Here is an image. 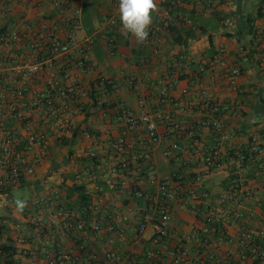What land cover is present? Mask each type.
<instances>
[{
    "label": "crops",
    "instance_id": "obj_1",
    "mask_svg": "<svg viewBox=\"0 0 264 264\" xmlns=\"http://www.w3.org/2000/svg\"><path fill=\"white\" fill-rule=\"evenodd\" d=\"M1 3L4 13L0 11V31L20 29L23 19L33 24L45 17L55 18L60 35L66 34L68 26L49 0H1ZM118 4L119 0H75L84 28L80 38L94 39L93 46L84 55L88 68L74 67L75 53L52 60L53 66L67 70L76 80L77 92H88L81 100V109L38 108L27 111L22 121H6L0 117V125L18 135L24 137L31 131L42 134L47 151L32 175L0 191V201L8 202L0 208V245L5 253L2 264H37L41 249L55 247L81 257L93 251L101 264H106L110 248L119 253V264H169L160 256L146 257L147 250L154 246L149 230L137 233V222L146 201L137 197L131 187L136 178L146 180L151 175L169 178L184 194L193 175L204 174V188L209 198L191 197L195 210L183 205L180 198L171 202V234L155 246L159 250L180 242L193 249L190 234L204 227L201 216L209 207L234 209L237 206L235 200L239 194L231 189L230 165L223 161L219 167L206 168L201 162H193L191 157L201 156L217 143L225 157L248 152V138L252 134L264 144V0H213L209 12L203 5L187 0L174 14L177 21L181 17L191 19L192 26L175 21L172 32L169 27L154 29L149 32V45H138L130 34L126 36L119 27L108 25V18H119ZM219 50L224 64L214 60ZM0 51L3 55L0 72L12 80V68L29 59L28 41L1 46ZM200 64L205 65L203 70L199 69ZM232 67L239 69L234 85L228 77ZM48 71L45 67L44 72ZM98 75L117 83L118 90L103 91L97 87ZM21 79L16 76L12 81L20 84ZM131 82L138 84L137 92L130 87ZM61 83L65 86L68 80L61 77ZM23 85L40 86L34 80H27ZM202 92L214 102L227 106L218 118L231 137L220 140L213 129L206 125L199 127L201 118L209 116L198 104ZM139 98L145 100L151 112L161 111L172 118L157 124L158 141L147 137L143 124L129 127L120 112V106L124 105L138 114ZM55 100L59 106L60 97ZM253 118L257 120L254 124ZM174 123L184 129L177 131ZM55 127L59 128L58 134L54 133ZM87 133L95 140L86 137ZM118 137L127 143L124 153L127 166L126 170L111 172L109 166L114 159L111 144ZM173 143L179 145L180 151L172 150ZM89 150L96 152L94 159L88 156ZM166 150L168 155L163 154ZM243 179L244 187L252 190V196L239 208L240 217L228 224L215 225L209 234L207 253L214 254L218 264H238L236 252L242 234L249 231L256 234L264 226V174L259 176L256 164H250ZM23 186L29 188L30 195L13 196L14 189ZM141 189L153 191L154 188L143 184ZM53 194L66 209L76 213L85 209L91 220L98 221L101 228L97 235L87 228L85 236H68L49 224L48 218L55 208L48 199ZM37 197H43L44 201L34 203ZM16 198L27 201L22 214L15 212ZM93 206H97L96 210ZM129 208L136 211L130 216L129 227L120 219L109 218V215L127 213ZM37 217L42 220L39 225L31 222ZM109 224L116 230L119 226L125 227L124 243H107V238L116 236L115 231H107ZM257 238L264 247V237L257 234ZM245 264L255 263L248 259Z\"/></svg>",
    "mask_w": 264,
    "mask_h": 264
},
{
    "label": "built area",
    "instance_id": "obj_2",
    "mask_svg": "<svg viewBox=\"0 0 264 264\" xmlns=\"http://www.w3.org/2000/svg\"><path fill=\"white\" fill-rule=\"evenodd\" d=\"M52 6L56 9L57 15L61 16L65 24L68 26L66 34L60 35L59 23L55 18L42 17L36 23H31L23 19L19 28L0 31V47H11L21 40L28 41L29 59L22 64L12 68V80L16 76H20L21 83L15 84L10 77H4L0 72V117L6 121H22L27 111L35 109L44 110H71L73 108L81 109V100L88 96L86 90H78L77 82L74 80L67 70L53 66L52 60L57 57L67 56L75 53L74 67L84 70L88 68V63L84 58L94 44V39L91 37L80 38V34L84 33V28L79 19V9L75 5V0H49ZM187 0H158L159 11L155 14L154 24L150 27L149 32L159 27L172 26L176 20L175 11L178 6ZM189 1V0H188ZM194 5H203L205 11H211L213 0H191ZM0 11L4 13V7L0 0ZM182 18V19H181ZM178 23L182 25H191L192 21L189 18L181 17ZM108 25L112 28L122 25L119 18H108ZM154 26V27H153ZM150 44V36L144 43ZM156 51V49H154ZM13 58V57H12ZM3 55L0 51V61ZM215 62L224 64V59L221 50L215 57ZM48 67L49 71L44 72V68ZM205 65L200 64L199 69L203 70ZM239 75V69L232 67L229 69V83L235 84V78ZM61 77L68 80V83L63 86ZM27 80H34L40 84L39 87L31 86L24 87ZM97 87L105 90L117 91L119 85L102 75L96 78ZM130 87L134 91H138V84L131 82ZM185 91V90H183ZM26 92V95H25ZM60 97L61 103L57 106L56 97ZM198 104L203 110H207L209 116L201 118L199 127L213 129L218 134L220 140L227 139L230 133L222 126L219 121V115L227 110V106L214 102L205 92L198 96ZM100 103V100H98ZM140 111L134 114L130 108L121 105L120 112L125 120V123L136 128L143 124L146 130L147 137L152 141H158L159 135L157 132V124L160 121H171L169 115L161 111L151 112L147 103L143 98H139ZM254 124L257 122L255 118L251 119ZM177 131H182L183 126L174 123L173 126ZM54 133H59V128H54ZM198 135V134H197ZM90 140L94 141L95 137L89 133L86 134ZM198 139V138H197ZM43 135L33 131L27 133L24 137L18 135L13 129L5 128L0 125V191L14 187L21 183L25 176L32 175L35 167L39 165L46 157L47 151L43 141ZM249 151L236 152L229 157L222 155L220 143L208 151L193 155V162H201L206 168L219 167L223 161L230 165L232 179L231 189L234 193L239 194L235 200L236 208L232 209L227 206L216 208L211 206L208 211L201 216V221L204 225L200 231H193L190 234V239L194 241V248L191 249L185 242H180L171 248L165 250L156 249L155 246L160 242L165 241L171 234V202L177 198L183 205L191 210H195V205L191 202V197H199L202 199L209 198V192L204 188V174L196 173L191 178L188 187L184 190L185 193H180V186L173 184L169 178H157L153 175L148 176L146 180L136 178L132 180L131 187L135 191V195L146 201L141 210L139 220L137 222V233L149 230L151 232L150 241L153 248L146 252L147 259L154 257H163L167 259L169 264H218L214 259V254H208L209 234L213 231L215 225L220 223H230L233 218L240 217V207L244 201L251 198L252 190L244 187V175L250 164H256L258 175L264 174V144L261 143L258 136L252 134L248 138ZM114 159L110 164V171L117 172L120 169L126 170L127 160L124 153L127 149V143L123 137L116 138L111 144ZM173 151H180L178 144L171 145ZM168 155V150L163 152ZM88 156L92 159L96 157L94 150L88 151ZM143 184L152 186L153 191H145L141 189ZM244 187V188H243ZM59 197L55 194L48 199L51 205H54V211L48 218L49 224L56 226L64 235L68 236H85L87 228L93 235H97L100 231V224L96 220H91L87 216L85 209L81 213L73 212L66 209L58 202ZM6 201V200H1ZM44 201L43 197L34 198L33 202L38 204ZM8 205V202L6 206ZM238 207V208H237ZM97 206L92 209L96 210ZM136 211L128 209L124 214L109 215L111 220L120 219L125 222V227H129L128 222L131 215H135ZM91 220V221H90ZM41 218L37 217L31 222L39 225ZM90 221V222H89ZM17 227H20L17 224ZM125 227H118L117 230L112 224L107 226V231H115V237L107 238L108 244H113L115 241L125 242L126 232ZM1 234V231H0ZM259 237H264V226H261L258 233L246 232L242 234L239 240V249L236 252L238 264H245L248 259L255 264H264V247L260 244ZM4 251L0 245V264L4 258ZM209 260H207V258ZM106 264H119V253L110 248L106 254ZM101 264L96 253L88 252L84 257L70 253L60 247L54 249L43 248L37 264Z\"/></svg>",
    "mask_w": 264,
    "mask_h": 264
},
{
    "label": "clouds",
    "instance_id": "obj_3",
    "mask_svg": "<svg viewBox=\"0 0 264 264\" xmlns=\"http://www.w3.org/2000/svg\"><path fill=\"white\" fill-rule=\"evenodd\" d=\"M158 11V0H119L118 16L123 33L126 36L130 34L138 45L144 44L153 24V14ZM13 203L18 214L27 207V201L23 199L16 198ZM6 204L7 201H0V208Z\"/></svg>",
    "mask_w": 264,
    "mask_h": 264
},
{
    "label": "rangeland",
    "instance_id": "obj_4",
    "mask_svg": "<svg viewBox=\"0 0 264 264\" xmlns=\"http://www.w3.org/2000/svg\"><path fill=\"white\" fill-rule=\"evenodd\" d=\"M12 193H13V196L22 195L23 198H26V197H28L30 195V190H29V188L27 186H23L21 188L14 189V191Z\"/></svg>",
    "mask_w": 264,
    "mask_h": 264
},
{
    "label": "trees",
    "instance_id": "obj_5",
    "mask_svg": "<svg viewBox=\"0 0 264 264\" xmlns=\"http://www.w3.org/2000/svg\"><path fill=\"white\" fill-rule=\"evenodd\" d=\"M169 28H170V30H171V32L173 31V27L172 26H168ZM81 200L83 201V200H85V197L84 196H81ZM3 251H4V248H3ZM254 263H256V262H254ZM5 264H8V263H5Z\"/></svg>",
    "mask_w": 264,
    "mask_h": 264
}]
</instances>
